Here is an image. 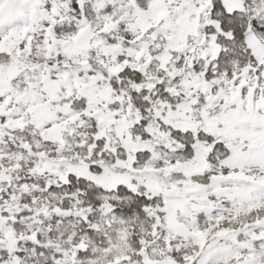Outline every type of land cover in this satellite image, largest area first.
Here are the masks:
<instances>
[{
	"label": "snow or ice",
	"instance_id": "1",
	"mask_svg": "<svg viewBox=\"0 0 264 264\" xmlns=\"http://www.w3.org/2000/svg\"><path fill=\"white\" fill-rule=\"evenodd\" d=\"M0 264H264V0H0Z\"/></svg>",
	"mask_w": 264,
	"mask_h": 264
}]
</instances>
